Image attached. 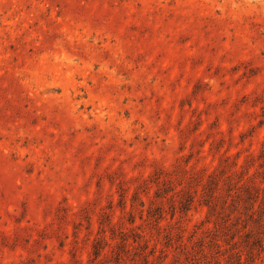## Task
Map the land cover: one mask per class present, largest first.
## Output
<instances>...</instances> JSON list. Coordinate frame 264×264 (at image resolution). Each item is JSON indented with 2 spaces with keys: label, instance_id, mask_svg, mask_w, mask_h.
<instances>
[{
  "label": "rangeland",
  "instance_id": "1",
  "mask_svg": "<svg viewBox=\"0 0 264 264\" xmlns=\"http://www.w3.org/2000/svg\"><path fill=\"white\" fill-rule=\"evenodd\" d=\"M263 151L264 0H0V264H264Z\"/></svg>",
  "mask_w": 264,
  "mask_h": 264
},
{
  "label": "trees",
  "instance_id": "2",
  "mask_svg": "<svg viewBox=\"0 0 264 264\" xmlns=\"http://www.w3.org/2000/svg\"><path fill=\"white\" fill-rule=\"evenodd\" d=\"M260 159L263 160L261 164V167H263L264 166V151L262 155L260 156ZM216 186L218 185L216 184ZM212 194H213V190H212ZM242 197H243V202L245 203V208L249 212V214L251 216H258V218L260 217V221H262L261 217L264 216V189L262 190L261 188L257 187V185L254 182L250 181L249 184L244 187ZM257 204H259L258 210H256ZM248 236H250L253 239L252 240V251L253 252L256 246H259L262 250H264V240L263 238H261L260 232H254L253 230H251L248 233ZM109 245L110 244L108 241H106V238L94 244L95 258L98 259L104 253L105 249Z\"/></svg>",
  "mask_w": 264,
  "mask_h": 264
}]
</instances>
